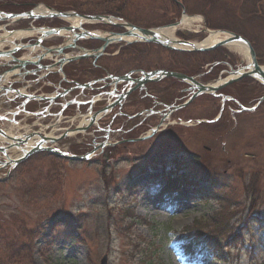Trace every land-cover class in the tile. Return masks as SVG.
I'll use <instances>...</instances> for the list:
<instances>
[{
    "label": "rangeland",
    "instance_id": "1",
    "mask_svg": "<svg viewBox=\"0 0 264 264\" xmlns=\"http://www.w3.org/2000/svg\"><path fill=\"white\" fill-rule=\"evenodd\" d=\"M76 1L82 2L83 10L95 9L89 0ZM128 1L130 12L135 14L130 17L154 28L167 27L170 19L184 16L174 0H152L149 5L142 0ZM178 1L186 15L197 13L201 21L176 28V38L201 42L208 35L205 28L239 32L252 42L259 64L264 66V0ZM110 2L114 6L124 1ZM0 5L24 10L12 0H0ZM32 24L58 27L67 22L58 18L3 20L0 37L12 39L8 33ZM83 28L103 34L115 32L97 23L84 24ZM71 42L60 35L44 40L48 45ZM95 42L99 41L79 40L77 47L67 46L64 53L81 55V48L98 44ZM122 43L111 44L107 50L112 55L100 61L110 69L120 67V74L187 60V51L167 49L162 53L166 48L161 46L123 47ZM147 48L146 56H137ZM220 51V59L214 53L195 54L202 64L200 71L207 73L212 61H220V67L230 58L242 67L248 62L227 45ZM125 54L127 59L119 58ZM53 59L58 57L42 62ZM89 61L88 57L82 63ZM204 76L197 75V80ZM161 85L165 86L164 82H150L146 88L158 95L164 93ZM183 87L175 84L172 89L177 92ZM237 87H241L239 96L248 107L264 95L263 84L251 77L223 90L237 95ZM145 89L132 91L122 110L132 114L145 107ZM221 102L213 97L197 99L188 106L192 109L181 115L211 117ZM226 106L222 120L215 125L200 130L175 126L172 132H156L136 142L126 140L128 133L120 127L124 122L119 117L109 116L104 120L105 126L113 122L109 141L118 142L86 161L42 151L11 170L4 167L0 172V264H100L104 255L108 264H264V101L254 111ZM220 112L221 108L218 115ZM143 121L145 126L136 127L131 136H145L158 126V120ZM106 133L85 131L59 146L81 155L104 140ZM0 144L6 143L1 140ZM19 154L18 149L10 153L12 157ZM198 243L202 251L208 248L206 254H199Z\"/></svg>",
    "mask_w": 264,
    "mask_h": 264
},
{
    "label": "water",
    "instance_id": "2",
    "mask_svg": "<svg viewBox=\"0 0 264 264\" xmlns=\"http://www.w3.org/2000/svg\"><path fill=\"white\" fill-rule=\"evenodd\" d=\"M51 10V8H49ZM185 13V11H184ZM44 16H49V17H54V16H58V17H78L80 18V24H83V22H86V21H91V20H100V21H105V22H109V19L110 17L109 16H103V15H82V14H79L77 12H55L54 10L53 11H50L48 12L47 14H37L35 12V10H31V11H27V12H23V13H20V14H10V13H4V14H0V20H6V19H13V20H18V19H21V18H38V17H44ZM181 22L178 21L176 22L174 25L175 26H178ZM118 25H122L124 26L125 24L124 23H121V24H118ZM131 29L129 31H127L126 33H124L123 35H135L137 37H139V40H142V41H146V42H155V43H158V44H161L163 46H166V47H169V48H174L171 45L172 42H175L176 44L179 43V44H183V45H186L188 47H190L191 50H211V49H214L218 46H221V45H225V44H228L230 42H234V41H240L241 43H243L249 53H250V56H251V65H249L250 67V71H248L246 73V75H252V76H255L257 77L263 84H264V69L263 67L259 64L258 60H257V56H256V52L253 48V46L251 45L250 41L248 39H246L245 37L237 34V33H234V32H230V31H225V30H215L214 32L215 33H224V34H229V37L227 39H223L221 41H219L218 43H216L214 46L212 47H201V46H198L197 44L193 43V42H190L188 40H180V39H177L175 41H171L170 39H167V40H163L160 35L157 33V31L153 30V29H146V28H140V27H137V26H134L132 24H127ZM75 29L74 26H70L67 28V30H71L73 31ZM134 30H137V33L134 31ZM49 32H59V30H55V29H52V31H48V32H45V34H48ZM88 35L92 38L94 37H97V38H103L101 36H94L90 33H88ZM105 41H106V45L108 43H111L113 41H116V40H121L122 37H120L119 39H115L114 37H107V38H103ZM9 53L8 52H0V55L2 56H6L8 55ZM24 65V63H22V66ZM3 76H1L2 78ZM264 99V97L261 99V101ZM4 150V149H2ZM57 155H60V156H63V157H68L67 155L65 154H61L57 151H54ZM74 158V157H73ZM78 159H81L80 157H76ZM100 264H108V256L107 255H104L103 258L101 259L100 261Z\"/></svg>",
    "mask_w": 264,
    "mask_h": 264
},
{
    "label": "trees",
    "instance_id": "3",
    "mask_svg": "<svg viewBox=\"0 0 264 264\" xmlns=\"http://www.w3.org/2000/svg\"><path fill=\"white\" fill-rule=\"evenodd\" d=\"M15 1V3L17 4V6H20L21 8H24V10L28 9L29 7L27 5H31L30 3L32 2H40V1H44L46 2L48 5L53 6L55 8H58L60 10H77L79 12H83V13H113V12H120L121 9L124 8L126 2L122 3V4H117L115 3L114 6L111 5L110 0H89L88 3H92L93 7L95 9H91V10H83L80 6V3L82 2H78L76 0H12ZM115 2H117V0H113ZM7 10H13L15 11L13 8H7ZM23 11V10H21ZM149 48H147V51L144 53V55L142 56H146V54L148 53ZM142 54V53H141ZM180 54V53H179ZM186 56H191V54H185ZM198 55V54H197ZM202 237H204L207 241H205L208 245L212 246V242L207 239L205 236L202 235ZM209 241V242H208Z\"/></svg>",
    "mask_w": 264,
    "mask_h": 264
},
{
    "label": "bare ground",
    "instance_id": "4",
    "mask_svg": "<svg viewBox=\"0 0 264 264\" xmlns=\"http://www.w3.org/2000/svg\"><path fill=\"white\" fill-rule=\"evenodd\" d=\"M44 10H45V7L42 6V5L37 9V11H39V12L44 11ZM73 21L75 22V24H77V20L76 19L75 20L73 19ZM194 21H201V18L184 16L180 26L185 25V27H190L192 22H194ZM175 29H176V27H172V26L171 27H164V28L157 29V32H158V34L160 35V37L163 40L170 39L171 41H175V39H176V37H175ZM21 33L23 35H27L30 32L29 31H22V32H20V34ZM228 37H229V34L209 32V34H208V36L206 37L205 40H203L201 42H195V43L198 46H208V45L214 44V43H216V42H218L220 40L227 39ZM172 44L176 45L177 47L181 46V45H177L176 43H172ZM227 46L231 50L239 52L240 54H242L246 58L248 57V49L240 41L230 42V43L227 44ZM263 69H264V66H263Z\"/></svg>",
    "mask_w": 264,
    "mask_h": 264
},
{
    "label": "flooded vegetation",
    "instance_id": "5",
    "mask_svg": "<svg viewBox=\"0 0 264 264\" xmlns=\"http://www.w3.org/2000/svg\"><path fill=\"white\" fill-rule=\"evenodd\" d=\"M170 14H172L171 12H170ZM63 45H65V44H63ZM101 43H98V44H92V45H89V46H87L86 47V49H88V50H98L100 47H101ZM108 56H111L112 55V53H108L107 54ZM227 57V55H225V58ZM228 63V60H226V61H223V63ZM219 63H221L220 61H217L216 62V64H219ZM226 63V64H227ZM240 65H239V63L237 64V68L239 67ZM203 74V73H202ZM89 76H87V78H88ZM160 89H162V90H164L165 91V88L161 85V88ZM171 90H172V87L170 86V92H169V94H167V93H161V92H159V94L157 95V93H155L156 94V106H155V109H156V111H157V113H159V114H157L158 116H160L161 117V119H162V117L163 116H165L166 115V113H167V111H170L171 110V107H170V105L171 104H169L168 103V100H169V98H171L172 97V95H171ZM185 90H188V89H185ZM162 97H164V98H162Z\"/></svg>",
    "mask_w": 264,
    "mask_h": 264
}]
</instances>
